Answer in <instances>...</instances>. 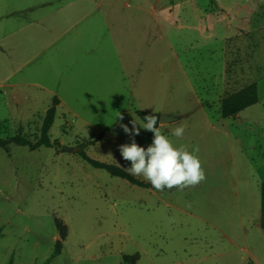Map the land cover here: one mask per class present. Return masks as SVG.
I'll return each mask as SVG.
<instances>
[{
	"label": "rangeland",
	"instance_id": "374dc122",
	"mask_svg": "<svg viewBox=\"0 0 264 264\" xmlns=\"http://www.w3.org/2000/svg\"><path fill=\"white\" fill-rule=\"evenodd\" d=\"M74 1L0 0V138L38 140L53 97L78 113L56 108L48 135L58 146L0 149V264H264V0H129L145 17L150 5L149 46L145 37L130 63L111 50L112 40L129 45L98 29L97 11L69 28ZM77 36L83 51L66 49ZM250 84L257 103L223 118L221 100ZM135 111L164 117L158 127L175 146H199L203 182L156 191L78 155L130 167L119 147L153 140ZM133 122L139 135L123 131Z\"/></svg>",
	"mask_w": 264,
	"mask_h": 264
},
{
	"label": "clouds",
	"instance_id": "9594fccd",
	"mask_svg": "<svg viewBox=\"0 0 264 264\" xmlns=\"http://www.w3.org/2000/svg\"><path fill=\"white\" fill-rule=\"evenodd\" d=\"M141 124L140 128L153 134L151 144L145 149L133 140L132 143L119 147L121 157L130 162L131 166L125 169L129 174L142 177L156 191L173 188L183 191L186 188L196 187L205 180V172L197 155L199 146H195L192 151H189V146L185 144L175 146L162 133L161 127L164 123L161 120V127H157L155 115L145 116ZM136 125L133 122L131 130L127 126L122 128L126 134L135 136L140 132V128ZM184 132L185 128L178 126L172 130V135L179 139L183 137Z\"/></svg>",
	"mask_w": 264,
	"mask_h": 264
},
{
	"label": "crops",
	"instance_id": "0c3cea01",
	"mask_svg": "<svg viewBox=\"0 0 264 264\" xmlns=\"http://www.w3.org/2000/svg\"><path fill=\"white\" fill-rule=\"evenodd\" d=\"M129 0H126L120 4V7L123 9H131V12L124 13L122 10H114L112 7H115L118 5L117 0H77L74 2H69L65 4L64 7L67 8V11L73 16L75 19H73V22L69 26V28H72L76 26L79 22L84 21L88 14L91 13L93 10L98 12V21L96 22L98 24V29L101 30V32H108L111 30V32L115 33L116 35L120 36L123 39V42L129 45V47H126V50H124L123 47H121V44L118 43L117 40L111 41V50L114 51L116 54H127L131 55L133 59L128 58V63L133 62L134 57L133 55L139 52V48H141V44H143V49L145 47V37H148L146 40L147 47L149 46V36H147V32L149 33V19H150V5L148 4V8L146 10L147 15L145 17L144 12L145 8H138L135 7L132 4H129ZM135 2V1H133ZM143 3V2H142ZM110 7V8H106ZM143 12L141 14L140 12ZM113 12L118 13L117 16H114ZM137 28V30H136ZM66 29V28H65ZM135 31H137L138 35H135ZM100 32V34H101ZM64 34L66 36L67 31H64ZM104 34V33H103ZM58 35L54 34V40L52 43L57 42ZM102 41L98 43V46H100ZM85 44V40H83L80 36H77L73 39H69L66 44V49L70 46V49L75 52H81L83 51L81 48H83ZM135 44L137 47H135ZM141 46V47H140ZM99 50H104L103 48H99ZM109 49H106V51H111ZM105 52V51H104ZM84 53L85 52L84 50ZM80 62L79 59H77L75 62L72 63V65L67 66V71L72 70V67L75 64H78ZM122 65H125V63L122 62ZM130 66V65H129ZM71 72V71H70ZM67 84L65 83L66 92L73 91L74 89H71V87L74 85L71 80L72 75L67 77ZM59 100V104L57 107L64 105L65 108H67L70 112L76 114L78 116V113L76 110L68 104L65 100H62L61 98H57ZM56 107V108H57ZM56 114V113H55ZM160 116V115H159ZM160 124V123H159Z\"/></svg>",
	"mask_w": 264,
	"mask_h": 264
},
{
	"label": "trees",
	"instance_id": "16d2710c",
	"mask_svg": "<svg viewBox=\"0 0 264 264\" xmlns=\"http://www.w3.org/2000/svg\"><path fill=\"white\" fill-rule=\"evenodd\" d=\"M257 103V89L255 84H250L248 86L243 87L239 91L232 93L225 98H223L220 102V113L223 118L233 117L236 116L241 111L245 110L246 108L254 105ZM59 104V100L56 97H53L51 106L46 110L45 116L42 121L41 125V134L40 138L36 140L35 142H31L27 139H24L19 136L10 137L6 139L0 138V149L5 148L9 144H14L17 146H26L30 151H34L39 147H52V146H58L59 143L57 141H50L49 138V130L53 124L55 113H56V107ZM135 115L140 119V121H143L145 116L148 115H155L157 117V127L159 126L160 116L157 113H149L145 111H135ZM85 144H92L91 141H88L84 143ZM78 155L90 166H92L95 169H101L105 170L107 173H109L113 177L121 178L123 180H126L127 182L139 186V187H147V183L140 181L133 177L131 174L126 172L125 170L119 168L116 165L113 164H106L101 163L98 161H95L91 158H89L86 153L80 149L77 151ZM56 228L59 232V237L64 239L66 237V227L61 223L59 220H55ZM260 228L264 231V186L260 188ZM60 248V242L57 241L53 254L56 255L59 252ZM124 261L130 260L131 264H134L136 260L138 259V255H133L131 257H123Z\"/></svg>",
	"mask_w": 264,
	"mask_h": 264
},
{
	"label": "water",
	"instance_id": "95a60500",
	"mask_svg": "<svg viewBox=\"0 0 264 264\" xmlns=\"http://www.w3.org/2000/svg\"><path fill=\"white\" fill-rule=\"evenodd\" d=\"M161 121H164L165 120V118L164 117H161V119H160ZM63 150H65V151H70L71 149H67V148H63ZM57 237H59V235H57Z\"/></svg>",
	"mask_w": 264,
	"mask_h": 264
}]
</instances>
